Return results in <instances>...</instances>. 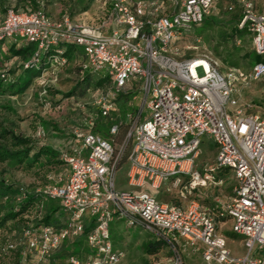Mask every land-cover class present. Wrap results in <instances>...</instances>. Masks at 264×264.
Masks as SVG:
<instances>
[{
	"label": "built area",
	"instance_id": "1",
	"mask_svg": "<svg viewBox=\"0 0 264 264\" xmlns=\"http://www.w3.org/2000/svg\"><path fill=\"white\" fill-rule=\"evenodd\" d=\"M238 1L243 8L239 27L247 26L253 49L264 55V12L254 0ZM39 2L37 9L9 7L0 21V39H25L40 49L60 41L79 44L86 56L82 72L105 71L114 86L94 99L98 111L72 128V140L61 152L65 178L50 176L53 182L42 190L59 200L64 219L59 226L24 231L23 264H52L63 243L79 239L87 227L86 248L70 253L66 264H118L125 253L111 238L115 219L146 228L168 245L170 256L155 264H187L185 252L199 254L206 264H264V118L241 102L236 69L222 72L209 58H178L172 48L203 23L217 0H102L99 24L69 15L56 21ZM53 60L57 66L66 62L61 56ZM252 78L264 80V62L253 66ZM135 80L143 103L115 146L92 129ZM145 108L150 112L142 119ZM118 129L114 124L110 133ZM36 135L43 138L42 127ZM206 137L217 148L216 169H228L235 177L233 196L210 206L192 198L199 188L225 181L212 169L197 167ZM129 144L123 188L118 169ZM165 185L181 186L178 196L186 203L161 201L157 194ZM228 219L231 231L241 236L243 255L232 253L220 231V221ZM16 247L10 242L3 250Z\"/></svg>",
	"mask_w": 264,
	"mask_h": 264
},
{
	"label": "rangeland",
	"instance_id": "2",
	"mask_svg": "<svg viewBox=\"0 0 264 264\" xmlns=\"http://www.w3.org/2000/svg\"><path fill=\"white\" fill-rule=\"evenodd\" d=\"M37 1L47 3L48 12L51 18L56 21L63 18L64 15H69L74 21L99 24L104 16L102 0ZM254 1L257 8L264 12V0ZM30 4V0H0V20L4 18L6 7L16 5L21 9L26 6L30 7ZM240 13L241 5L238 0H218L212 15L208 16L200 25L194 26L186 36L175 42L172 48L178 50L179 53L175 55L178 58H209L217 63L219 68L227 72L229 65L225 62L224 57L228 56V52L236 47L237 50L233 51V57L238 60L240 71L239 78L235 80V88L240 94L241 102L248 104V111L258 113L264 118V80L252 78L253 64L245 55L251 51V37L246 35L239 45L235 44L230 34L227 39L223 40L220 36L221 31H229L231 25L213 23L214 17L228 22L239 18ZM198 71L202 74L201 68ZM79 79L80 74L77 68L69 65L35 79L32 85L23 92L0 91V124L13 127L31 138L36 137L37 127L41 126L47 132L46 138L41 142L49 143L55 147L61 145L80 118L96 111L93 106L96 93L90 90L85 83H78L76 93L67 96L68 92L77 85V82H80ZM81 92L84 93L81 94ZM143 98V92L136 89L125 102V108L120 112L121 117L127 119L131 113L137 115L141 109ZM149 112V109L145 108L143 116L147 117ZM125 132L126 127L122 129L123 135H119L120 138L118 136L116 144L122 143ZM216 156L217 149L213 140L206 137L197 158V167L199 169L208 167L212 169L214 175L225 176V181L223 184H210L205 188V191H201L199 188L195 192L196 194L192 198L198 199L204 206L213 205L216 199L228 200L233 196L235 177L228 169H216ZM49 170L47 165L41 168L36 166V168L18 169L9 167L5 162H0V176H11L16 182L27 186L45 183ZM58 171L59 174L56 176L62 174L65 178V168L59 167ZM50 174L52 175V173ZM118 177V179L121 177L122 182H125L123 173H119ZM120 186L127 188V185L123 183ZM180 188L181 186L165 185L158 190L159 197L163 201H177L175 196ZM219 224L220 231L227 236V247L233 254L243 255L245 247L241 243V236L231 231L232 221L228 219L220 221ZM110 234L115 249L125 253L118 264H155L170 256L168 245L146 228L129 226L127 222L115 219L110 223ZM18 236L16 222L9 221L4 227H0V248L8 241H18ZM151 242L153 244L148 248L147 246ZM155 244L159 245L156 251H154ZM84 248H86V243L82 242L74 246L73 250ZM184 255L187 264H206L199 254L192 255L185 252ZM13 261L0 253V264H11Z\"/></svg>",
	"mask_w": 264,
	"mask_h": 264
},
{
	"label": "trees",
	"instance_id": "3",
	"mask_svg": "<svg viewBox=\"0 0 264 264\" xmlns=\"http://www.w3.org/2000/svg\"><path fill=\"white\" fill-rule=\"evenodd\" d=\"M30 2V7L26 6L21 9H37L39 7V1L30 0ZM217 4L218 0L216 7ZM12 6H14L15 9H20V7H17L16 5H11L9 7ZM9 7H6L5 15ZM44 7L49 17H51L48 12L47 3L44 4ZM212 13L210 15H212ZM214 18L213 23L231 25V29L229 31H221L220 36L223 40L227 39L228 34H230V36L233 37L235 44L239 45L242 38L249 35L251 37L252 44V35L247 29V26L239 27V23L243 18L242 6L240 17L236 20L223 22L216 17ZM221 42L223 41L221 40ZM60 50L61 53L59 52ZM235 50H237L236 47H234L233 50H230L228 52V56L224 57V60L229 65L228 70L236 69L239 72L238 60L233 57V51ZM245 55L251 61L253 66L257 62H264V55L258 54L253 49L252 45L251 51ZM55 56L63 57L66 59V62L63 65L57 66L53 60ZM85 61L86 56L84 49L76 43H66L60 41L48 48L40 49L38 44L25 39H0V91L5 92L6 90H11L12 92H23L32 85L35 79H39L46 73L54 72L57 69L67 67L69 65L77 68L80 74V82H77V85L74 86L70 92H68L67 96H71L76 93L79 85L78 83H85L90 90H93L96 93L95 98L113 88V79L107 72H82V63ZM219 69L220 71L225 72L221 68ZM136 89L141 91L139 88V81L137 80L124 87L119 96L116 98V108L109 116H98L92 132L102 136L104 139L117 146V139L123 135L122 129L126 127V135L129 130L131 120L136 116L131 113L128 115L127 119H123L120 115L121 110L125 108V102L132 96ZM84 92H81V94ZM96 111L98 110L96 109ZM144 118L146 117L142 115V119ZM82 119L83 117L80 118L74 126L79 125ZM114 124H119L118 132L115 135L110 133V129ZM40 127L41 126H38L37 130ZM43 130L45 133L43 138H38L37 135L36 137L31 138L13 127L0 124V162H5L9 167H16L18 169H28L31 167L36 168V166L41 168L46 165L50 168L49 173L46 175L45 183H35L31 186L16 182L11 176H0V227H4L9 221L16 222V232L19 235L18 241H10L17 245L16 249L3 250V246L0 248V253L3 256L14 260L11 264H23L22 251L26 246V239L24 236V231L26 229H33L40 225L59 226L64 219V213L61 209L59 200L46 196L42 190L46 187V185L53 182L50 176H56L59 174V167L65 168V162L61 158V152L62 149L67 148L68 143L72 140V129L68 137L64 139V142L56 147L49 143L41 142L47 135L46 129L43 128ZM125 135L124 137L122 136L123 139L125 138ZM130 148L131 144H129L126 148L124 156L120 161L118 174L123 173L125 175L127 172L128 154ZM50 173H52V175ZM121 179V177L118 179L120 184L124 183ZM38 188L41 189V191H37ZM89 229L90 227H87L84 234L79 239L75 241H65L61 248L52 255V264H66V258L70 253L81 254L83 249L73 250V247L85 242V236ZM10 242L8 241L4 245ZM152 244V242L149 243L147 247L150 248ZM155 247L154 251L158 249L159 245L155 244Z\"/></svg>",
	"mask_w": 264,
	"mask_h": 264
},
{
	"label": "crops",
	"instance_id": "4",
	"mask_svg": "<svg viewBox=\"0 0 264 264\" xmlns=\"http://www.w3.org/2000/svg\"><path fill=\"white\" fill-rule=\"evenodd\" d=\"M201 191H205V188H201ZM157 196H158V198L160 199L159 194H157ZM175 198L178 199V200H177V201H171V200H169V201H166V202L182 203V204H185V203H186L184 200H182V199L179 198L178 193H177V195L175 196ZM160 200L163 201L162 199H160Z\"/></svg>",
	"mask_w": 264,
	"mask_h": 264
}]
</instances>
